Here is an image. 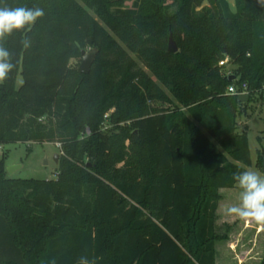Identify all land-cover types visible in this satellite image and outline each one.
<instances>
[{
  "label": "trees",
  "instance_id": "16d2710c",
  "mask_svg": "<svg viewBox=\"0 0 264 264\" xmlns=\"http://www.w3.org/2000/svg\"><path fill=\"white\" fill-rule=\"evenodd\" d=\"M202 1L0 0L44 11L0 40V144L59 145L52 180L0 159V264H215L218 190L251 165L239 117L264 88V0ZM242 83L246 102L226 93Z\"/></svg>",
  "mask_w": 264,
  "mask_h": 264
},
{
  "label": "rangeland",
  "instance_id": "374dc122",
  "mask_svg": "<svg viewBox=\"0 0 264 264\" xmlns=\"http://www.w3.org/2000/svg\"><path fill=\"white\" fill-rule=\"evenodd\" d=\"M228 3L234 11V0H229ZM206 5L207 1L203 0L197 9ZM173 10L174 8L171 9V11ZM72 64L76 63L72 61ZM218 65L223 66L222 71L226 74L234 68V65L227 62L221 65L219 61ZM139 66L145 70L140 64ZM145 71L147 72V70ZM147 73L150 75L149 72ZM16 80V87H18L22 82L20 74L17 75ZM153 80L168 93L157 79ZM250 98L246 105V111L239 117V128L246 127V135L249 139L251 165L245 169L264 174L262 165L264 156L261 155L258 160V154H262L264 151V88ZM113 111L114 108L108 109L103 115L104 120L108 119ZM104 126L102 125V127ZM57 154H59V145L55 143L29 141L0 144V159L4 162L6 176L14 179H55L57 163L54 156ZM147 157L148 150L141 155L143 160ZM218 194L214 228L217 238L214 244L215 264H263L264 224L229 216L226 213L227 207L238 205L240 202L241 190L238 184L230 189L221 188L218 190Z\"/></svg>",
  "mask_w": 264,
  "mask_h": 264
},
{
  "label": "clouds",
  "instance_id": "9594fccd",
  "mask_svg": "<svg viewBox=\"0 0 264 264\" xmlns=\"http://www.w3.org/2000/svg\"><path fill=\"white\" fill-rule=\"evenodd\" d=\"M44 15L40 7H0V40L13 31L24 30L33 25ZM25 47L29 46L27 39L23 40ZM15 68L9 49L0 45V83L5 81ZM233 179L241 190L238 205L226 208L229 216H236L246 220H253L257 224H264V174L253 170L234 173ZM77 264H96V259L89 260L81 256Z\"/></svg>",
  "mask_w": 264,
  "mask_h": 264
},
{
  "label": "water",
  "instance_id": "95a60500",
  "mask_svg": "<svg viewBox=\"0 0 264 264\" xmlns=\"http://www.w3.org/2000/svg\"><path fill=\"white\" fill-rule=\"evenodd\" d=\"M177 46L172 38L171 33H169L168 35V44H167V51L168 52H176ZM98 50L96 48H92L88 51L85 50H81L80 54H81V60L79 62V65L77 67V71L81 74H87L90 70V67L92 65V63L95 61L96 55H97ZM249 99V94H241L237 96V100L240 102H246ZM58 157L59 154L54 156V160L57 163L58 162ZM263 168H264V159H263Z\"/></svg>",
  "mask_w": 264,
  "mask_h": 264
},
{
  "label": "built area",
  "instance_id": "2783aa9c",
  "mask_svg": "<svg viewBox=\"0 0 264 264\" xmlns=\"http://www.w3.org/2000/svg\"><path fill=\"white\" fill-rule=\"evenodd\" d=\"M226 60L227 59L220 61V64L222 65L224 62H226ZM226 93L230 95H236V96L241 95V94H246V84L242 83L240 87L230 85L229 87H227Z\"/></svg>",
  "mask_w": 264,
  "mask_h": 264
},
{
  "label": "crops",
  "instance_id": "0c3cea01",
  "mask_svg": "<svg viewBox=\"0 0 264 264\" xmlns=\"http://www.w3.org/2000/svg\"><path fill=\"white\" fill-rule=\"evenodd\" d=\"M229 2V0H227ZM230 6V5H229Z\"/></svg>",
  "mask_w": 264,
  "mask_h": 264
}]
</instances>
